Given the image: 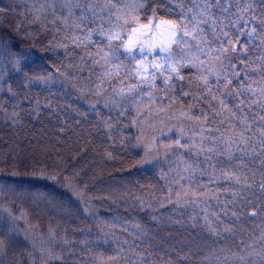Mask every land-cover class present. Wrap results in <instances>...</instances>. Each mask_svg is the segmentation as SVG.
Listing matches in <instances>:
<instances>
[{"label": "snow or ice", "instance_id": "1", "mask_svg": "<svg viewBox=\"0 0 264 264\" xmlns=\"http://www.w3.org/2000/svg\"><path fill=\"white\" fill-rule=\"evenodd\" d=\"M9 12L22 18L12 34L0 32V93L15 101L11 115L0 104L5 121L15 127L25 115H59L65 105L53 100L71 89L86 108L67 107L106 137V158H116L119 144L130 172L154 171L158 179L112 188L103 198L115 214L101 218L86 182L81 188L29 172L6 154L0 255L22 247L29 259L21 253L15 264H60L64 250L76 247L59 226L49 229L47 248L21 245L28 217L17 213L16 199H48L31 191L27 175L64 183L79 203L61 200L66 214H82L96 228L94 240L92 227L74 230L82 249H112L98 264H264V0H23L0 6V15ZM146 111L176 122L152 124L147 136L141 127L133 142L123 134L128 117L135 113L131 127H138ZM65 125L61 120L60 133ZM136 213L195 235L158 251L155 229Z\"/></svg>", "mask_w": 264, "mask_h": 264}, {"label": "trees", "instance_id": "2", "mask_svg": "<svg viewBox=\"0 0 264 264\" xmlns=\"http://www.w3.org/2000/svg\"><path fill=\"white\" fill-rule=\"evenodd\" d=\"M23 0H0V6L8 3H22ZM23 10H21L22 12ZM22 18L19 12H9L0 15V32L12 34L14 26L20 22ZM27 25V22H25ZM50 38V37H49ZM19 37L16 40L19 41ZM47 43V39L44 40ZM20 47H27V43L20 44ZM61 57L63 50H60ZM71 95L57 96L53 100V104L65 105L61 109L59 115L51 110L44 111L39 118L32 116H24L22 124H17L15 127L10 122L4 119V113L0 111V167H3L5 155L9 158L16 157L25 164H28L29 172L46 171L53 175H58L60 181H66L68 184L79 185L81 188L85 182L88 184L87 193L93 197V206L99 211L101 218H109L115 214V211L108 208L111 200H105L104 194L108 193L112 188L123 187L125 184L135 185L139 188L140 185H148L155 183L158 179L154 171H129L127 164L124 162L129 159L127 153L117 144L113 151L114 159H107L105 152L110 150L106 137L101 132H97L91 127V119L83 120L82 117L76 115L72 108L67 107L71 104L73 107L80 108L84 111L86 104L83 100L77 99V94L69 89ZM36 90H33L32 95L35 96ZM43 102V101H42ZM15 101L7 98V93H0V104H5L8 109V115H11L12 105ZM179 107V105H178ZM27 110V106H26ZM133 114L128 117L127 123L129 127L124 130V135L130 136L135 142V137L139 135L137 127H131ZM80 119V125L75 124V120ZM61 120H66V131L59 132ZM149 135V134H148ZM120 157H123L122 160ZM13 165H10L6 171L12 170ZM24 173V169H19ZM25 181L31 184V191L39 190L42 193L48 194V199L37 198L33 200L31 196L17 198L13 205L17 213L23 209L27 213V220L21 222V231L18 240L21 245H27L29 248L38 246L47 248L49 246V229L59 226V230H68L70 240H76L75 249H65V259L60 264H98L96 257L101 253L105 258L111 254V247L104 245L99 248L92 249L91 252L82 249L79 244L81 235L78 232L74 233L75 229L92 227L93 236L90 239H96V228L91 219H86L81 216L79 218L69 217L66 210L61 206L60 201L68 204L69 199L72 200L73 206H79L78 201L71 197L64 183H53L48 179L39 177H30L24 175ZM98 197V198H97ZM55 203H52V200ZM5 204V199L0 196V211ZM123 214V209H119ZM168 213L171 209L164 210ZM142 216L144 221L153 227L156 231L157 240L154 243L157 245V250H166L167 245L175 244L177 241H191L195 235V230L181 228L177 225L163 224L157 226L151 222L145 213H136ZM178 218V217H176ZM259 223V221H255ZM249 229L253 226L251 222L246 225ZM27 236L36 235L38 238L25 239V231ZM31 239V240H30ZM198 239V238H197ZM59 240V237L57 238ZM40 244H46L44 247ZM60 252V249H56ZM69 251L73 252L69 256ZM21 253L25 260L29 259L28 252L24 248L9 249L7 255H0V260L4 264H15L21 259ZM167 259V256H165ZM37 260L39 256L37 254Z\"/></svg>", "mask_w": 264, "mask_h": 264}, {"label": "rangeland", "instance_id": "3", "mask_svg": "<svg viewBox=\"0 0 264 264\" xmlns=\"http://www.w3.org/2000/svg\"><path fill=\"white\" fill-rule=\"evenodd\" d=\"M133 115H135V113H133ZM141 119L143 120V124L140 125V126H138V127H137V130L140 131V128L142 127L146 136H147L148 134H149V135L152 134V131H153L152 128H151V125H152V124H158L159 121H161V120H165V121L167 122V125L170 126L171 124H173V123L176 122L175 120H170V121H169V120L167 119V116L164 115V114L157 115V114H155L154 112L150 114V113L147 112V111L143 114V116L141 117ZM38 237H40V236H37V237H36V235H30V236H27V238H38ZM30 240H31V239H30ZM40 245H42V246H44V247L47 246L46 244H40ZM40 247H41V246H38V249H40Z\"/></svg>", "mask_w": 264, "mask_h": 264}]
</instances>
